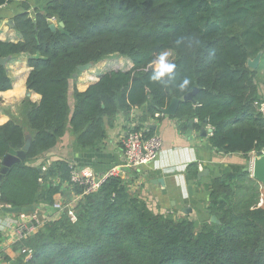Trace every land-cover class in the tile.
Wrapping results in <instances>:
<instances>
[{
    "label": "trees",
    "instance_id": "1",
    "mask_svg": "<svg viewBox=\"0 0 264 264\" xmlns=\"http://www.w3.org/2000/svg\"><path fill=\"white\" fill-rule=\"evenodd\" d=\"M15 1L21 9L13 17L20 39H0V58L28 56L26 86L41 100L26 97L23 121L0 125V161L23 148L28 131L32 138L26 160L0 181V202L34 204L37 214L42 207L49 213L17 242L18 249L30 252L5 259L10 264H264L261 184L246 167L212 178L208 211L220 223L209 218L198 224L189 215L156 212L121 177L84 193V186L71 182L67 159L45 170L33 164L69 128L77 146L101 149L118 113L142 107L140 121L146 122L174 97L181 99L174 117L198 119L199 130L210 125L216 151L243 154L247 161L252 153L261 155L264 53L257 69L247 62L264 52V0H48L33 10L29 0H0V7ZM52 17L65 25L52 29ZM169 50L175 81L152 82L149 65ZM111 55L127 57L133 66L109 70L87 90L76 89L80 65ZM184 77L191 87L180 92L175 84ZM196 86L194 99L184 101ZM11 88L8 67L0 64V92ZM151 135L149 127L145 137ZM189 168L197 177V164ZM65 184L80 196L76 221L68 208H54Z\"/></svg>",
    "mask_w": 264,
    "mask_h": 264
},
{
    "label": "crops",
    "instance_id": "2",
    "mask_svg": "<svg viewBox=\"0 0 264 264\" xmlns=\"http://www.w3.org/2000/svg\"><path fill=\"white\" fill-rule=\"evenodd\" d=\"M47 1L29 0L31 10L43 6ZM19 12H21L19 1L6 3L0 7V39L10 41L20 39L18 31L9 25V20L13 19L14 15ZM125 59L128 60L126 61L128 67L123 70H128L133 66V63L129 58L125 57ZM18 62H21L25 68L24 87L17 85V81L10 76L12 88L0 92V125L11 119L23 121L22 107L26 97L36 103L41 100L40 94L30 91L29 96L27 92L26 81L31 70L27 55H20L11 59L7 64L8 70L14 69L13 65ZM104 62L105 59L94 63V66L88 70L76 73L74 80L76 89L81 92L87 90L104 73L114 69L104 68L105 66L102 65ZM260 88L261 92L264 93V84H261ZM142 115V107L134 108L130 114L118 113L113 126L107 128L108 137L104 141L103 147L97 150L77 146L75 135L69 128L67 134L58 144L40 155L33 164L41 166L42 170H45L46 165L53 161L67 159L71 165H75L77 168L90 166L96 174L100 175L111 166L123 162L122 138L127 132L131 120L135 118L142 126L151 127L153 134L162 138L163 145L154 160L131 170L127 174V183L131 191L145 199L156 212H170L178 217L189 215L198 224L208 220L211 216L208 211V201L210 196L209 184L212 178L224 172L247 168L250 161H247L243 154H224L216 151L210 145V131L204 134L202 128L199 130L195 127V124H198L196 119L181 120L172 115L163 114L160 117L154 116L146 122H141L140 117ZM204 128L209 130L210 125ZM29 133L28 131V136H30ZM191 164H197L198 172L207 171V174L201 179L198 178V175L194 177L189 171ZM62 187L65 193L56 194L55 202H63L64 204L69 201L66 205L75 207L80 196L72 193L66 184ZM262 189L264 191L263 186ZM48 213L49 209L42 207L37 215L44 217H39V219H46ZM24 230H28L30 233L36 230L29 215L26 214L22 218L21 213H7L0 208V264H10L5 258L14 260L21 255V249H18L17 242L21 240L19 238Z\"/></svg>",
    "mask_w": 264,
    "mask_h": 264
},
{
    "label": "built area",
    "instance_id": "3",
    "mask_svg": "<svg viewBox=\"0 0 264 264\" xmlns=\"http://www.w3.org/2000/svg\"><path fill=\"white\" fill-rule=\"evenodd\" d=\"M52 23L58 24V21L55 17L50 19ZM261 110L264 112V102L261 103ZM164 113L159 111L155 114L156 117L162 116ZM198 120V119H196ZM210 133L212 135V127L210 126ZM149 130L148 125L142 126L140 122L133 118L129 124L127 132L123 135L122 144L124 150V160L119 164H115L107 169L104 173L98 175L94 171V169L90 166L76 167L75 165H71V182L76 183L80 186H84V193H92L97 191L100 186L110 177H121L125 181H127V174L133 169L144 166L150 163L155 159L158 151L161 149L163 145V140L159 135L153 134L149 137H145V133ZM264 150L262 151V154ZM256 156L253 154L252 159L250 160L249 167H252L253 158ZM1 168V165H0ZM252 172V170H249ZM262 192V186H261ZM264 200V194H261L259 206H262ZM11 205L4 204L0 202V208L9 207ZM54 208L56 210H63L64 208H68V214L71 217L72 221L77 220L76 211L73 206H65L61 202H55ZM29 215L30 221H36L38 225H41L36 212H28L21 214L23 218L25 215ZM34 225V224H33ZM37 229V226H34ZM31 234L28 230H24L21 232L20 238L23 239L27 235ZM30 252L27 248H22L21 252Z\"/></svg>",
    "mask_w": 264,
    "mask_h": 264
},
{
    "label": "water",
    "instance_id": "4",
    "mask_svg": "<svg viewBox=\"0 0 264 264\" xmlns=\"http://www.w3.org/2000/svg\"><path fill=\"white\" fill-rule=\"evenodd\" d=\"M9 25L13 28L14 27V20L11 19L9 20ZM65 24L63 21L58 22V24L56 23H51L50 27L52 29H56L58 26L63 27ZM263 51L261 50L260 52H258V54L254 57V58H249L248 59V66L251 69H257L260 65L262 56H263ZM12 59L11 56H6V57H1L0 58V64L7 66L8 62ZM94 66L93 62H88L84 65H80L78 67L79 71H85L88 70L90 68H92ZM77 74L75 73L74 76H76ZM199 89L198 86H196L191 92H188L187 94L184 95L183 100L187 101V100H193L194 99V94L195 92ZM28 95L30 96V91L28 92ZM181 99L174 97L171 101V103L169 104V106L165 109L162 110V112L165 115H172L175 116L178 110V107L180 105ZM206 123H208V121H205ZM207 131H211V129L207 130L206 128H202V132L204 134L207 133ZM32 144V138L30 136L27 137L25 145L23 146V148H21L20 150H17L13 153H8L6 154L0 161L1 164V168H0V181L3 179L4 175L10 170V168L19 162L25 161L27 158V152L29 151L30 147ZM246 170H252V177L256 180H258V182L264 187V153L261 155H256L253 158V163H252V167H247L245 168ZM207 174V171H200L198 173V178L201 179L203 176H205ZM2 210L4 212L7 213H28V212H36L37 211V207L34 204L31 205H27V206H9V207H4L2 208ZM188 211V210H187ZM209 222L212 223H220V220L217 218L216 215H211Z\"/></svg>",
    "mask_w": 264,
    "mask_h": 264
},
{
    "label": "clouds",
    "instance_id": "5",
    "mask_svg": "<svg viewBox=\"0 0 264 264\" xmlns=\"http://www.w3.org/2000/svg\"><path fill=\"white\" fill-rule=\"evenodd\" d=\"M151 68L150 80L152 82L168 85L175 81L176 64L171 62L167 56L160 55L155 58L149 65ZM175 87L180 92H185L191 87V81L188 77H184Z\"/></svg>",
    "mask_w": 264,
    "mask_h": 264
},
{
    "label": "rangeland",
    "instance_id": "6",
    "mask_svg": "<svg viewBox=\"0 0 264 264\" xmlns=\"http://www.w3.org/2000/svg\"><path fill=\"white\" fill-rule=\"evenodd\" d=\"M160 55L167 56V58L170 61H172V59L174 58V53L171 50H169L167 52H163ZM126 61H128V60H126L125 57H122V56H119V55H111V56H108V57L105 58V63L102 64V65H104L105 66L104 68H106V69H111V68L112 69L113 68L114 69H124V68L128 67V64L126 63ZM11 62H13V61H11ZM16 64L13 65L14 69L8 70V73H9L10 76H12L15 79V81H17L16 82L17 85H22L24 87L23 82H24V79H25V76H26V75H24L25 68H24V66H23V64L21 62H18ZM27 92H29V91L27 90ZM24 97H25V95H24ZM262 193L264 194V192H262V190H261V194ZM263 202H264V200H263ZM61 203H63V202H61ZM262 206L264 207V203L262 204Z\"/></svg>",
    "mask_w": 264,
    "mask_h": 264
}]
</instances>
